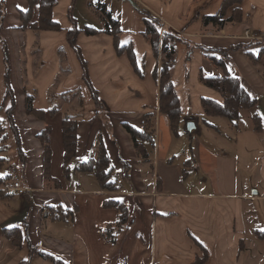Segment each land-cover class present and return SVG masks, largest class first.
Listing matches in <instances>:
<instances>
[{"label":"crops","instance_id":"0c3cea01","mask_svg":"<svg viewBox=\"0 0 264 264\" xmlns=\"http://www.w3.org/2000/svg\"><path fill=\"white\" fill-rule=\"evenodd\" d=\"M2 1L6 16L0 35L8 44L15 120L27 163L23 166L15 133L9 129L2 174L11 178L0 186V264H264V248L257 242L259 228L250 227L256 214L251 205L264 201V38L245 37L248 29L264 36V0H238L227 9L225 17L232 20L222 29L216 23L205 25L204 17L217 15L226 0H56L53 16L61 30H34L31 23L39 16V5L31 6L30 0H0V18ZM97 1L105 3L119 19L118 42L133 48L139 71L127 50L119 52L114 36L101 32L105 22ZM132 1L163 21L161 31L168 28L182 38L170 42L178 48L173 65L183 111L178 134L160 110L159 85L153 77L163 53L160 50L158 58L154 54L143 34L145 15ZM29 10L25 21L23 12ZM234 10L237 13L233 15ZM71 11L81 30L77 42L99 91L101 107L83 79L81 62L67 38V30L73 27ZM90 27L99 32L87 33ZM217 49H226L227 54ZM211 57L224 59L227 69L256 99V105L248 109L250 115L244 112L253 121L249 136L241 125L235 126V137L230 135L236 149L258 159L253 167L252 194L246 189L244 193L236 189H214L213 193L179 190L190 181L194 186L200 179L207 182L202 171L218 169L211 161L215 152L208 143L194 138L205 129L220 130L211 121L222 117L206 116L202 106L204 97L223 100L219 91L199 78L204 66L209 74L220 73ZM6 70L0 42V105L7 90ZM27 88L36 92V114L27 112ZM10 104L9 99L6 108ZM54 107L58 111L52 114ZM6 108L0 111V118L7 120ZM146 113H154L156 131L155 143L145 142L149 155L143 158L137 155L124 123L142 128ZM65 114L78 120L77 162L97 157L102 140L114 167L112 176L120 185L118 191L104 190L94 173L76 171L74 166L66 177ZM255 114L260 116V130L255 128ZM190 120L197 124L192 134L187 131ZM47 126L52 128L51 178L44 174L40 136ZM184 133L192 142L178 163L173 154L178 145L184 148ZM231 158L226 155V160ZM13 168L18 169L28 189L25 195L9 189ZM231 170V176L244 177L247 164ZM107 199L124 200L130 208L129 226L115 242L102 233L106 225L118 220V211L105 206ZM31 248L62 262L39 251L31 254Z\"/></svg>","mask_w":264,"mask_h":264},{"label":"trees","instance_id":"16d2710c","mask_svg":"<svg viewBox=\"0 0 264 264\" xmlns=\"http://www.w3.org/2000/svg\"><path fill=\"white\" fill-rule=\"evenodd\" d=\"M31 6L39 5V16L37 20L31 23V27L34 30H61V25L54 19L53 8L56 0H30ZM136 9L145 15L146 29L144 31V36L146 40L152 45L154 54L159 57L160 50L164 54V58L161 62L157 63L154 71L153 77L157 84L159 85V103L161 112L168 115L171 120L172 128L176 134L179 133L180 123L183 117V111L181 109L180 98L177 93L174 81H173V65L175 62L176 47L170 42L175 40H181V36L171 29L165 28L163 31L160 28L163 26V21L152 14L149 10L142 8L136 1H132ZM238 3V0H226L223 4L222 10L215 16L204 17V24L216 23L219 28L222 29L225 22L231 21L232 17H225L227 9ZM3 4V12L0 18V28L3 26V21L5 18V5ZM96 8L102 13L105 22V27L101 32H106L114 36L117 48L119 52L127 50L131 61L133 62L135 69L139 71L136 63L134 51L132 47H122L118 42V36L121 32L120 21L116 18L112 12L108 9L105 3L101 1L95 2ZM31 13L23 12V18L26 20L25 15ZM237 10H234V14ZM70 19L73 23V27L67 30V38L70 45L75 49L77 56L81 62L83 68V79L88 85L93 98L98 107L102 106V101L99 97V91L94 86L88 68V62L85 60L81 47L78 45V35L80 29L77 28L75 23V18L72 16V11L70 12ZM87 33L93 34L99 32L98 30H93V28H87ZM0 42L3 43V50L5 53V62L7 66L6 70V95L5 100L0 105V111L5 109V102L10 99L11 104L6 108L7 120L0 118V186L5 184L7 180L11 178V175L2 174V170L6 165L7 157L3 152L8 149V138L9 129H11L16 136L17 144L19 148V155L23 166L27 163V158L22 148L21 135L19 128L15 120V109H16V96L14 89L12 87L10 72L11 66L9 63V49L8 44L5 39L0 35ZM206 50V48H203ZM215 51H221L227 54L226 49H217ZM211 60H216V64L222 67L224 70V75H205L204 72L201 73V78L204 83L209 87H212L219 91L224 97V103H220L215 99L206 98L202 99V106L206 116H221L230 119L234 125L238 126V122L241 119V110L249 109L256 105V99L251 97L248 91L244 88L241 80L238 76L233 75L228 69L224 59L217 57H211ZM35 92V91H34ZM27 99L26 107L28 113H38V110L33 107V101L36 97V92L32 93L28 88L26 89ZM51 113L54 114L58 111L56 107L51 108ZM255 128L260 130L261 120L260 116L255 114L254 116ZM124 126L126 130L130 133L137 155L139 157L146 158L149 155L148 149L145 142L155 143V121L154 113H146L142 128L125 122ZM52 128L47 126L44 131L40 134L43 147H44V174L51 178V162H52V148L50 144ZM63 139L65 144V161L64 170L66 177H70L72 166L74 170L81 172H92L97 177L100 186L104 190L108 191H118L120 188L119 183L113 178L112 174L114 171L113 164L111 162L110 155L104 145V142L100 140L99 150L97 157H89L77 162L78 160V120L72 118L69 114H65L63 119ZM76 161L74 165L73 162ZM128 170V168H127ZM22 179V176H21ZM23 182V179H22ZM24 184V183H23ZM25 186V185H24ZM27 193V192H26ZM106 207L115 208L118 211V220L115 223L106 225L102 233L104 237L110 241H117V235L126 230L129 226V214L130 208L128 204L121 199H107L104 202ZM19 231V230H16ZM258 237L264 241V230H256ZM244 240H241V249H244ZM41 252L44 256L49 257L54 262L61 263L62 261L49 256L46 252L40 251L39 249L31 248L30 252ZM30 264L31 262L28 261Z\"/></svg>","mask_w":264,"mask_h":264},{"label":"rangeland","instance_id":"374dc122","mask_svg":"<svg viewBox=\"0 0 264 264\" xmlns=\"http://www.w3.org/2000/svg\"><path fill=\"white\" fill-rule=\"evenodd\" d=\"M171 45V43H170ZM177 51L178 48H176V54H175V60L177 58ZM188 56V55H187ZM161 58H164V54L162 56L161 54ZM161 59V60H162ZM213 63L216 62V60H211ZM225 61V60H224ZM187 62H189L187 59L185 61V67L187 70V75L189 74V68L190 65H187ZM216 64V63H215ZM219 64L217 63V66ZM219 67V66H218ZM220 69V73L218 75H224V70L222 67H219ZM208 70L204 67H202L201 71L199 72V78L201 79V81L203 82L202 78H201V73L204 72L205 75H215V74H209V72H207ZM204 85H207L206 83L203 82ZM208 86V85H207ZM209 87V86H208ZM212 88V87H211ZM61 99V98H60ZM214 99V98H212ZM217 100V99H215ZM220 103H224V97L223 100L219 101ZM75 104V103H73ZM252 108V107H251ZM250 109V108H249ZM248 109H242L241 110V115L243 113V118L239 120L238 122V126L241 125L243 126L244 130H245V134L247 136H249V131L251 130L250 127L253 124V121L251 120L250 117H248L247 115L244 116V112H247L246 114H249ZM250 115V114H249ZM216 124L219 125L220 127V132L217 129H205L202 133L200 134H196L195 135V140H203V142L208 143L209 147L215 152V156L212 155L211 157V161L214 165V167H217V170H212L210 171H202V178H204L205 180H207V182H203L201 179L196 182L197 186H194V183L191 184L190 182L186 184V188H180L179 190H181L182 192H186V191H190V192H208V193H213L214 189H218V191H223V192H228L231 189L234 191L235 189L238 190L239 193H244L245 189L248 193L252 194L254 193V187L251 188V182L253 180L252 174L254 173L253 171V167L254 165L257 164L258 159L255 158L253 159L248 153H244L243 149H236L235 143H234V139H232V137H235L234 134H236V129L235 126L233 125V122L228 119L227 117H222V118H218V119H213V121ZM156 127V125H155ZM196 131V130H195ZM232 133V135H231ZM215 134V135H214ZM213 135L215 137H213ZM232 137H231V136ZM183 138H185V144H184V148L181 146H177L176 150L173 154V158L176 160V162H180L181 159L184 157V149L185 148H190V141L192 142V137L188 136L187 133H184ZM256 142V141H255ZM4 154V152H3ZM231 155L232 158L229 160H226V155ZM247 164V171H244L246 173V176L244 177H233L231 176V168L235 165L238 166V169H242L243 166ZM248 165H251L250 167H248ZM227 166V167H225ZM95 178V177H94ZM190 180V179H189ZM233 184H234V188H233ZM246 184V185H245ZM238 185V186H237ZM235 190V191H236ZM237 192V191H236ZM250 207V203L247 204V209L249 210ZM252 207V211H253V207H255L256 209V214H255V222H253V224H251L250 227H253L255 225V227L264 230V201H255L253 202V204L251 205ZM254 215V213H253ZM252 233V232H251ZM250 236H253V234H250ZM250 240V239H249ZM256 240V238L251 239ZM259 242L258 244H260L261 246H263L264 248V241H262L260 238H258ZM251 244V242H249Z\"/></svg>","mask_w":264,"mask_h":264},{"label":"built area","instance_id":"2783aa9c","mask_svg":"<svg viewBox=\"0 0 264 264\" xmlns=\"http://www.w3.org/2000/svg\"><path fill=\"white\" fill-rule=\"evenodd\" d=\"M245 37L248 38V39L264 38V36L263 37H260V36H258V34L253 33L249 29L245 31ZM12 173L14 175V180H13L12 185L10 186L9 189L12 192H14L15 194L25 195L26 192L28 191V189H27L26 186H24V184L22 182V179H21V176L19 174L18 169L17 168H13L12 169Z\"/></svg>","mask_w":264,"mask_h":264},{"label":"water","instance_id":"95a60500","mask_svg":"<svg viewBox=\"0 0 264 264\" xmlns=\"http://www.w3.org/2000/svg\"><path fill=\"white\" fill-rule=\"evenodd\" d=\"M195 130H197V124L194 120H190L187 122V131L189 133H193Z\"/></svg>","mask_w":264,"mask_h":264}]
</instances>
